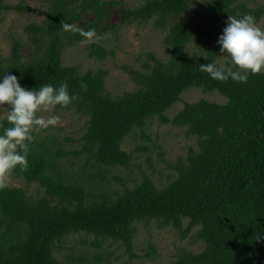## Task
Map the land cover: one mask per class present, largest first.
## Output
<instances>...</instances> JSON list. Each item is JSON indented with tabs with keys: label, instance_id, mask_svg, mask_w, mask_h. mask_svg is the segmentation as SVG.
Here are the masks:
<instances>
[{
	"label": "trees",
	"instance_id": "1",
	"mask_svg": "<svg viewBox=\"0 0 264 264\" xmlns=\"http://www.w3.org/2000/svg\"><path fill=\"white\" fill-rule=\"evenodd\" d=\"M46 1L42 21L24 27L26 41L12 37L9 54L0 56V73L16 74L27 87L66 80L77 98L55 107L85 117V128L72 150L65 145L71 137L33 130L27 166L10 172L23 186L0 187V264H111L115 250L105 252L104 241L118 243L131 260L138 225L152 221L198 244L179 246L167 264H264V71L249 72L240 82L213 79L199 68L218 60V48L209 44L217 41L225 18L252 12L258 23L264 1L143 0L132 7L124 0ZM114 9L117 21L111 20ZM26 10L23 3L0 0V15ZM62 19L76 29L95 28L88 55L99 60L115 55L100 42L104 33L152 22L164 33L168 57L149 52L140 68L125 66L136 89L114 95L106 88V69L82 71L63 63L64 49L83 38L78 30H63ZM195 42L206 45L200 54L188 49ZM190 88L216 92L224 101H184L168 116ZM153 119L183 128L197 142L184 160L171 164L175 173L165 184L136 163L134 152L148 151L147 144L123 147L131 135L152 142L147 130ZM147 160L152 167L151 156ZM132 165L139 169L134 176L110 175ZM111 178L119 188H107ZM78 233L94 235L91 249L62 244ZM62 249L64 256L57 257Z\"/></svg>",
	"mask_w": 264,
	"mask_h": 264
},
{
	"label": "rangeland",
	"instance_id": "2",
	"mask_svg": "<svg viewBox=\"0 0 264 264\" xmlns=\"http://www.w3.org/2000/svg\"><path fill=\"white\" fill-rule=\"evenodd\" d=\"M13 4L23 3L27 10L25 12L11 11L4 12L0 15V56L9 54L10 43L12 37H17L26 41L24 27L31 22L40 23L43 19L41 11L46 10V0H7ZM143 0H124L127 6H134ZM250 6H256L264 0H243ZM119 19L118 9H114L111 16L112 21ZM258 25L264 28V16L258 22ZM164 33L154 27L152 22L145 24L131 23L120 26L115 31H108L100 37V42L109 50L115 52L114 56H107L103 60L88 55V42H79L69 45L64 49L63 63L67 65L78 64L82 71L88 69L103 68L108 72L106 77V88L114 95H120L125 91L136 89V84L132 80L129 73L125 70V66L138 69L147 59L149 52L154 53L161 59L168 57V48L164 44ZM206 45L202 43H192L188 49L192 52L200 54L204 51ZM209 47L218 48V61L227 66L229 58L219 52L220 46L216 43L215 38L209 44ZM25 49H22L24 51ZM201 98L223 102L224 98L216 93H206L199 88H190L184 91L181 95V100L170 107L166 114L172 117L177 110L182 108L184 101H197ZM50 112L58 113L61 120L56 125H50L47 130L61 138L66 136L71 137L73 141L66 142V147L72 150L78 147L79 138L83 135L85 128V117L76 113L73 109H59L55 106L49 110ZM47 115L48 113H41ZM148 134L153 141H143L141 137L131 135L125 140L123 147L127 151H132L138 144L145 143L149 146V150L134 152L137 156L136 163L141 168L149 173L155 182L165 184L168 175L174 174L171 164L176 163L179 158H186L189 148L196 147L197 142L194 137H187L184 129L165 124L158 119H153L148 124ZM147 156H151V163L147 160ZM82 161H77L74 166L78 170V166ZM139 169L136 166H131L130 170L126 168H113L112 174H119L122 177L138 173ZM7 184L14 186H23L24 180L8 174ZM110 187H120V183L114 179L109 180ZM86 240L85 243L83 241ZM94 240V235L78 233L69 235L62 244L65 247L74 246L77 249H91V242ZM135 254L131 260L129 255L124 251V248L119 247L118 243L110 245L109 241H104L102 249L105 252L115 250L114 257L111 258V264H167L173 259L177 248L187 246L188 248L198 249V244H192L187 238H181L170 226H160L157 222L152 221L148 224H139L138 232L135 236ZM150 244L154 246V252L150 249ZM94 250V248H92ZM66 249L58 250L57 257L62 258ZM150 253V254H148ZM118 256V258H115Z\"/></svg>",
	"mask_w": 264,
	"mask_h": 264
},
{
	"label": "clouds",
	"instance_id": "3",
	"mask_svg": "<svg viewBox=\"0 0 264 264\" xmlns=\"http://www.w3.org/2000/svg\"><path fill=\"white\" fill-rule=\"evenodd\" d=\"M216 43L219 52L229 58L227 66L216 58L199 64L202 71L216 80L246 81L248 73L264 71V28L258 25L252 12L228 15ZM65 31L78 30L83 42L96 38L95 28L76 29L68 19L60 21ZM82 90L87 88L84 80L79 81ZM77 98L69 92L68 82H44L36 87L22 86L16 74L0 73V187L6 186L8 174L16 167L27 166V154L33 130L56 125L61 116L50 112L56 105H69ZM47 112V115L41 113ZM5 121L7 122L5 124Z\"/></svg>",
	"mask_w": 264,
	"mask_h": 264
}]
</instances>
